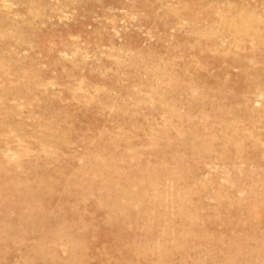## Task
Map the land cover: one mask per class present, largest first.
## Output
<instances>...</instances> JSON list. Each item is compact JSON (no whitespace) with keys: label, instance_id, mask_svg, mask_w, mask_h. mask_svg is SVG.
Here are the masks:
<instances>
[{"label":"rangeland","instance_id":"374dc122","mask_svg":"<svg viewBox=\"0 0 264 264\" xmlns=\"http://www.w3.org/2000/svg\"><path fill=\"white\" fill-rule=\"evenodd\" d=\"M0 209V264H264V0H0Z\"/></svg>","mask_w":264,"mask_h":264},{"label":"bare ground","instance_id":"6f19581e","mask_svg":"<svg viewBox=\"0 0 264 264\" xmlns=\"http://www.w3.org/2000/svg\"><path fill=\"white\" fill-rule=\"evenodd\" d=\"M245 13H246V11H245ZM240 14H242L241 12H240ZM29 150H27V152H28ZM14 166V165H13ZM8 173V172H7ZM10 173V172H9ZM8 175V174H7ZM6 177V176H5ZM29 182V181H28ZM33 193V192H32ZM28 194V193H27ZM33 198V197H32ZM45 197H43V199H44ZM24 200V199H23ZM24 201H26V200H24ZM39 202H41V201H39ZM42 203V202H41ZM43 206V205H42ZM5 208V207H4ZM48 209V208H47ZM47 209H45V210H47ZM1 210V209H0ZM3 213H4V211H2ZM3 218V217H2ZM2 218H0V220L2 219ZM5 218V217H4ZM5 220V219H4ZM7 220H9V219H7ZM12 222V221H11ZM0 223H3V222H0ZM8 224V223H7ZM78 226V225H77ZM98 229V228H97ZM7 230V229H6ZM5 230V231H6ZM14 230V229H13ZM15 231V230H14ZM55 231V230H54ZM10 232V231H9ZM16 232H18V231H16ZM98 232H100V231H98ZM6 234H8V233H6ZM11 234V233H10ZM15 234V233H14ZM18 236H19V234H17ZM21 235V234H20ZM3 236V235H2ZM5 237H6V235H4ZM8 236H10V235H8ZM7 239H8V237H6ZM11 238V237H10ZM72 238H74V237H72ZM4 239V237L2 238V240ZM13 239V238H12ZM17 239H19V238H17ZM23 239H25V238H23ZM2 240H0V241H2ZM16 240V239H15ZM5 241V240H4ZM28 241V240H27ZM38 241V240H37ZM16 242H17V240H16ZM39 242V241H38ZM66 243V242H65ZM23 244V243H22ZM38 244V243H37ZM45 244V243H44ZM27 245V244H26ZM40 245V244H39ZM42 245V244H41ZM40 245V246H41ZM45 247H47V245L45 246ZM45 247H43V248H45ZM77 247V246H76ZM41 248V247H40ZM71 248V247H70ZM74 248V247H73ZM37 249V248H36ZM49 249V248H48ZM32 251H35V248H34V250L33 249H31ZM30 250V251H31ZM39 250V249H38ZM31 251V252H32ZM39 251H41V250H39ZM1 252V251H0ZM42 252V251H41ZM44 252V251H43ZM2 254V253H1ZM0 254V255H1ZM38 255V254H37ZM43 257V256H42ZM76 258V257H75ZM78 258V257H77ZM68 260V259H67ZM72 260H74L73 258H72ZM39 261V260H38ZM65 261H66V259H65ZM53 263V262H52ZM73 263H75V262H73ZM70 264V263H69ZM80 264V263H79Z\"/></svg>","mask_w":264,"mask_h":264}]
</instances>
